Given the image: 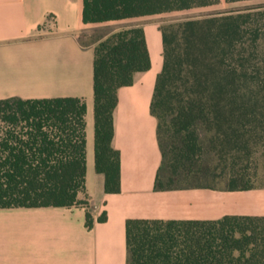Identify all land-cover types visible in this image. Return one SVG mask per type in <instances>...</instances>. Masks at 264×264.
Here are the masks:
<instances>
[{"label": "trees", "instance_id": "1", "mask_svg": "<svg viewBox=\"0 0 264 264\" xmlns=\"http://www.w3.org/2000/svg\"><path fill=\"white\" fill-rule=\"evenodd\" d=\"M245 1L254 0H224ZM219 2L83 0L82 21L103 24ZM174 26L170 34L161 27L163 67L151 101L158 140L169 116V126L186 133L189 154L198 148L200 129L221 153L264 140V6ZM149 65L140 27L121 28L94 46L95 169L104 176L105 193L119 192V155L111 145L117 90ZM85 111V102L77 98L0 101V209L84 204L78 195L85 184ZM163 158L162 152L161 167ZM161 167L155 189H170L160 183ZM216 223L220 228L203 222L128 220L127 264H232L227 251L243 248L227 239L235 231L248 233L243 243L252 244L250 257L236 264H264V218ZM86 226H92L88 212Z\"/></svg>", "mask_w": 264, "mask_h": 264}, {"label": "crops", "instance_id": "2", "mask_svg": "<svg viewBox=\"0 0 264 264\" xmlns=\"http://www.w3.org/2000/svg\"><path fill=\"white\" fill-rule=\"evenodd\" d=\"M82 8L83 0H0V101L77 98L86 106L85 184L78 195L84 204L0 209V264H127L128 220L220 228L216 222L225 218H264V186L155 189L162 151L151 101L163 67L159 20L170 13L84 24ZM109 24L142 28L150 62L117 90L111 142L119 155L117 193H105L104 176L95 169V44L83 41ZM248 235H226L243 245L227 251L232 264L250 257L252 244L243 243ZM213 238L221 244L219 234Z\"/></svg>", "mask_w": 264, "mask_h": 264}, {"label": "rangeland", "instance_id": "3", "mask_svg": "<svg viewBox=\"0 0 264 264\" xmlns=\"http://www.w3.org/2000/svg\"><path fill=\"white\" fill-rule=\"evenodd\" d=\"M264 6V0L225 3L209 7L193 8L167 14L159 20L168 34L175 30L178 22L188 19H200L210 15H222L248 12L251 8ZM118 24H109L92 29L90 36L83 41L96 46L111 33L121 29ZM106 36L105 38H103ZM100 40V41H101ZM169 120L161 123L159 141L164 154V164L160 170V183L169 188L211 187L223 188L230 185L264 186V140L249 143L245 149L232 152H219L210 136L198 130L200 138L194 154L187 153L184 140L185 132L176 133L169 126Z\"/></svg>", "mask_w": 264, "mask_h": 264}]
</instances>
